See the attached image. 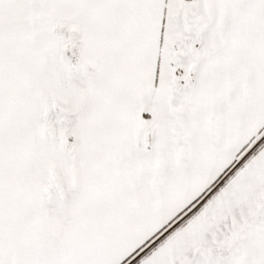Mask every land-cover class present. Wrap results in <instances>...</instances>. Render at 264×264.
I'll return each instance as SVG.
<instances>
[{"label": "snow or ice", "instance_id": "6c2138e0", "mask_svg": "<svg viewBox=\"0 0 264 264\" xmlns=\"http://www.w3.org/2000/svg\"><path fill=\"white\" fill-rule=\"evenodd\" d=\"M0 264H264V0H0Z\"/></svg>", "mask_w": 264, "mask_h": 264}]
</instances>
